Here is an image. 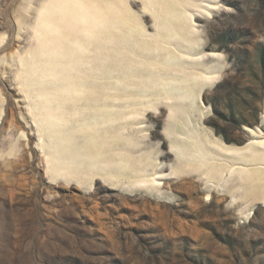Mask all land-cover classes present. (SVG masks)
Returning a JSON list of instances; mask_svg holds the SVG:
<instances>
[{
  "label": "rangeland",
  "instance_id": "1",
  "mask_svg": "<svg viewBox=\"0 0 264 264\" xmlns=\"http://www.w3.org/2000/svg\"><path fill=\"white\" fill-rule=\"evenodd\" d=\"M51 1L0 0V264H264V0Z\"/></svg>",
  "mask_w": 264,
  "mask_h": 264
},
{
  "label": "bare ground",
  "instance_id": "2",
  "mask_svg": "<svg viewBox=\"0 0 264 264\" xmlns=\"http://www.w3.org/2000/svg\"><path fill=\"white\" fill-rule=\"evenodd\" d=\"M101 6H104V9L107 8V3L109 0H98ZM117 0H114V4ZM118 3V1H117ZM109 4V5H110ZM92 6V10H93ZM43 9V15L41 16L40 24L42 29L47 30L48 34H43L45 36V41L42 43L43 48L47 47L53 38H57L58 33L62 34L65 28V24L73 25L72 21L75 23H81L84 27L83 33H89V37L96 34L97 30L95 28H101L105 24H107L106 17H101L97 13H93L89 11L82 3L81 0H53ZM210 10H215L213 7H210ZM42 11V10H41ZM107 11V10H106ZM41 13V12H40ZM217 17L216 23H219V19L221 16L215 14ZM187 17L190 20L189 14ZM45 21L46 24H43ZM76 29L74 28V31ZM187 31L189 33H195V28L189 24L187 26ZM53 37V38H51ZM262 125H264V117H262ZM246 132L251 136L256 137L258 135L257 132H260V129L253 130V129H246ZM255 146H261L264 148V140L263 141H255L252 144V148ZM264 160V157H260Z\"/></svg>",
  "mask_w": 264,
  "mask_h": 264
}]
</instances>
